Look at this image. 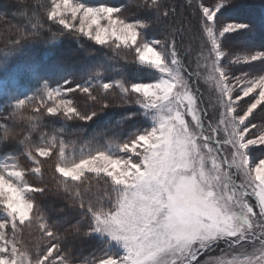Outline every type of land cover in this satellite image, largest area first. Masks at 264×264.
I'll list each match as a JSON object with an SVG mask.
<instances>
[{
	"label": "snow or ice",
	"instance_id": "6c2138e0",
	"mask_svg": "<svg viewBox=\"0 0 264 264\" xmlns=\"http://www.w3.org/2000/svg\"><path fill=\"white\" fill-rule=\"evenodd\" d=\"M136 6L143 16L131 18L125 15L127 4L49 0L44 18L38 13L44 5L31 16L21 12L27 23L5 40L0 113L7 109L15 120L30 106L37 115L27 118L29 135L23 138L0 124V149H16L0 156V264H264V157L252 155L264 152V123L254 115L257 109L264 113V50L236 55L224 50L232 34L251 28L222 22L234 0H188L197 15L193 38L198 34L200 47L207 49L203 67L219 102L213 122L211 105L204 106L194 78L199 73L188 70L180 48L191 25L176 19L180 13L167 0H138ZM154 29L159 37L148 36ZM62 36L92 42L113 55L87 66L83 83L65 79L53 85L36 75L31 94L13 93L9 78L15 69L8 58L19 55L27 64L32 45L54 44ZM117 57L138 71H153L155 79L104 80ZM240 64L258 65L259 71L236 74L232 66ZM76 93L83 95V106ZM117 102L135 105L138 111L126 118L142 117L146 126L124 133L113 123L105 133L115 139L92 137L80 148L65 139L66 128L52 134L41 130L45 117L65 125L87 123ZM20 156L32 166L21 167ZM53 156L57 188L63 190L58 194L79 216L63 232L37 196L46 195L48 186L25 179L28 174L42 179L41 158ZM32 227L40 233L34 249L21 238ZM69 237L100 247L81 260L66 247Z\"/></svg>",
	"mask_w": 264,
	"mask_h": 264
},
{
	"label": "trees",
	"instance_id": "16d2710c",
	"mask_svg": "<svg viewBox=\"0 0 264 264\" xmlns=\"http://www.w3.org/2000/svg\"><path fill=\"white\" fill-rule=\"evenodd\" d=\"M136 0H84L90 5H99L100 3L108 4H127L131 6ZM49 4V0H0V53L4 49V42L10 35L14 34L15 29L27 23L21 17V12H26L29 16L32 15L33 9L38 5L44 7L38 9L39 16L44 18L45 10ZM169 4L177 9L176 1H169ZM23 5V7H22ZM136 17H141L138 15ZM135 17V18H136ZM223 22H243L251 25V28L244 32L245 35H233L231 40H247V46L252 50H264V2L262 0H234V6L224 11L221 18ZM55 30V29H54ZM243 33V34H244ZM45 35L51 36L45 28ZM149 36V34H148ZM152 37V36H149ZM250 41V42H249ZM107 56H112V52L106 48H101L87 41H77L73 37L62 36L54 44L38 43L32 45L28 49V56L31 58L27 64L24 63V58L19 55L9 57L10 66L15 70L9 78V89L15 94H23L31 92L36 88L35 76L48 80L53 85L62 83L65 79H70L73 85L83 83L87 78L85 68L95 65L98 61L105 59ZM35 69V75L33 73ZM128 78L133 81L150 82L155 79V76L145 72L144 70H136L130 64L119 57L112 60L109 65V70L103 74V79L112 81L121 78ZM2 102V100H0ZM138 111L132 107L126 108H110L100 113L97 118L90 122H69L65 125L62 121L51 117H45L41 124V130L49 134L58 132L62 127L68 129L69 135L66 140L77 148H80L84 143L96 137L101 142H106L112 137L111 131L105 133L106 126L119 123L124 133H127L135 128L146 126L142 117L127 119L126 117ZM22 112V118L17 117L13 120L8 110L5 109L0 113V124H7L13 128L14 132L23 138L29 135L30 125ZM0 135H3V129L0 128ZM33 140L38 138L39 133H32ZM15 148L0 149V156L7 152L14 151ZM53 159H48L42 162L43 178L26 175L27 181L33 185H47L49 192L43 197H39L42 206L52 222L60 225L61 231L70 229L77 219H79L76 209L70 206L68 198L62 194V189L57 188L55 180V172ZM22 167H26L23 165ZM22 240L32 249L40 242V233L35 228H25L21 233ZM71 246L74 250V255L78 259L88 257L90 253L100 247L99 243L94 240L85 239L72 240L69 237L66 247Z\"/></svg>",
	"mask_w": 264,
	"mask_h": 264
},
{
	"label": "rangeland",
	"instance_id": "374dc122",
	"mask_svg": "<svg viewBox=\"0 0 264 264\" xmlns=\"http://www.w3.org/2000/svg\"><path fill=\"white\" fill-rule=\"evenodd\" d=\"M169 1H173V0H167L168 3ZM174 1L177 2V11L178 13H180V15L176 17V19L184 20L186 21L188 25H191L189 30L185 33V38L183 42L180 44L181 51L187 54L184 57L185 66L188 68L189 71L194 72V73L196 72L199 73V76L194 77V78L198 79L199 81L200 91L203 93V96H204V106L211 105V107H208V111L211 117L213 118V122H215L217 115H218L217 109H218L219 102L217 100V94L211 89L210 83L206 79L208 72L203 67L207 63L205 59V57H207V49L206 48L202 49L200 47L202 41L199 39L198 34L195 35V38H193L194 28L197 22L196 10L194 7H188V0H174ZM262 2H264V0H262ZM137 3H138V0H136L131 6L127 7L125 15L131 18H135L138 15L143 16V13L136 6ZM148 34L149 36H157V37L160 36L158 29H154L150 31ZM233 35L235 34H232L231 37ZM242 35H245V33ZM89 43L93 44L92 42H89ZM224 50L229 52L231 55H236V54H243L246 50H252V49H250L247 46V40L243 39V40L233 41V39L231 40L230 38L224 42ZM201 51H203V56L200 55ZM123 55H124V52L121 51L120 56H123ZM128 58L130 60L131 56H129ZM232 67L234 71L236 72V74H239L241 70L252 71V72L259 71L258 65L252 66V65L240 64V65H233ZM142 70H144L145 72L149 74L154 75L155 77L157 75L153 71L146 70V69H142ZM96 92L99 93V89H96ZM109 98H112V97L110 96ZM74 99L76 100V102L80 103L83 106L84 97L82 94L76 93L74 95ZM248 99L249 98H245L244 101L240 102V105L242 107H246V101H248ZM99 107L100 105H96L97 110H99ZM126 107H132V108L137 109L135 105H131V106L120 105L119 102H117V104H115L114 106H110L109 108L104 109V110H108L110 108H126ZM23 114L27 117L37 115L36 113L32 111V108L30 106L23 110ZM254 115L256 116V122L258 124L264 123V113H260V110L257 109ZM252 155H253V159H258V158L264 157V152H261L259 150H254ZM41 159H42V162L43 161L46 162L48 161V159H53L54 163H56L54 156L52 158H41ZM19 162H20L21 167L23 165H25L26 167L32 166L31 161L28 160L24 156H20ZM54 167H55V164L53 166V170H54ZM29 175L38 177L33 174H29ZM25 179L27 180L26 177Z\"/></svg>",
	"mask_w": 264,
	"mask_h": 264
}]
</instances>
